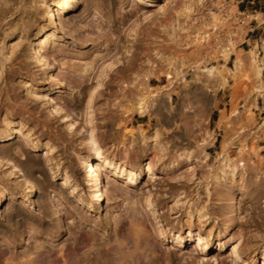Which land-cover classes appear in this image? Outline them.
<instances>
[{"label":"rangeland","instance_id":"1","mask_svg":"<svg viewBox=\"0 0 264 264\" xmlns=\"http://www.w3.org/2000/svg\"><path fill=\"white\" fill-rule=\"evenodd\" d=\"M136 1L0 0V264H264V35Z\"/></svg>","mask_w":264,"mask_h":264},{"label":"built area","instance_id":"2","mask_svg":"<svg viewBox=\"0 0 264 264\" xmlns=\"http://www.w3.org/2000/svg\"><path fill=\"white\" fill-rule=\"evenodd\" d=\"M232 0H224L222 5L218 7V11L220 14V19L219 22L216 23L214 20L211 23L212 30L215 32H223L224 30L227 29L229 25H233L235 22V25L239 29H246L247 30V35L250 33L253 34L256 30L254 27L255 21H258V16L255 11H252L250 9H241L238 7V13H234L231 8V2ZM206 26L207 29L205 32H201L198 34V39L201 41L203 44H208V8H206ZM234 29V28H232ZM239 31H232L231 36L224 41L223 43L226 44H233L237 41L239 38L238 36ZM264 42V40H262ZM258 44V43H257Z\"/></svg>","mask_w":264,"mask_h":264},{"label":"bare ground","instance_id":"3","mask_svg":"<svg viewBox=\"0 0 264 264\" xmlns=\"http://www.w3.org/2000/svg\"><path fill=\"white\" fill-rule=\"evenodd\" d=\"M68 1V0H67ZM64 2V1H63ZM66 2V1H65ZM64 2V3H65ZM78 2V1H77ZM62 3V2H61ZM63 3V4H64ZM136 3L137 4H144L145 6H147V7H153L154 5H155V1L154 0H137L136 1ZM60 4V3H59ZM73 4H75V2L73 3ZM60 6V5H59ZM68 6V5H67ZM71 6V5H70ZM73 6V5H72ZM71 8V7H70ZM55 12V11H54ZM51 13V12H50ZM49 13V14H50ZM136 14H140V13H143V14H145V17H150L151 16V11L150 10H147V11H136L135 12ZM48 14V13H47ZM48 14V15H49ZM136 14H134V15H136ZM50 16V15H49ZM54 16V14H53V12H52V14H51V17L52 18H54L53 17ZM54 22H55V20H53ZM43 39V38H42ZM38 40H40V39H38ZM42 42V41H41ZM37 45H40V43L39 44H37ZM37 47V46H36ZM39 48V47H38ZM256 56V55H255ZM256 60V59H255ZM93 96V95H92ZM18 129V128H17ZM13 131V130H12ZM16 131V130H15ZM19 131V130H18ZM17 131V132H18ZM2 136V135H1ZM6 136V135H5ZM4 139V138H3ZM92 144H93V150L98 154V155H102V151H103V148H102V146H101V144L99 143V141L95 138V137H92ZM101 157H103V156H101ZM105 157V156H104ZM101 160V159H100ZM104 160V162L105 161H108V158H104L103 159ZM101 162V161H100ZM99 162V163H100ZM109 163H113V162H111V161H109ZM115 164V163H114ZM98 165V164H97ZM99 165H101V164H99ZM109 166H111L110 164H109ZM112 166H114V165H112ZM104 167V166H103ZM116 167V166H115ZM124 167V166H123ZM150 167V166H149ZM97 168H98V166H97ZM118 168V167H117ZM153 168V167H152ZM100 169H102L101 167H100ZM91 170V169H90ZM123 170H124V168H123ZM122 170V171H123ZM148 170H149V168H148ZM121 171V172H122ZM92 172V171H91ZM94 173V172H93ZM93 175V174H92ZM123 176H124V174H123ZM136 178V177H135ZM93 179V178H92ZM132 179L134 180V178H133V176H132ZM95 184H96V186H97V190H96V194H95V197H96V199H97V201H99V199L101 198V195H102V193H101V191H102V180L104 181V179H102L101 180V178H100V174H95ZM136 180V179H135ZM134 180V181H135ZM133 181V182H134ZM138 181V180H137ZM92 182V181H91ZM94 182V181H93ZM93 182H92V184H93ZM137 182H135V184H136ZM139 183V182H138ZM93 186V185H92ZM96 188V187H95ZM111 189V188H110ZM94 194L92 193V196H93ZM94 197V198H95ZM152 203V202H151ZM151 203H149L148 202V204L150 205ZM96 204V203H95ZM99 204V203H98ZM155 204V203H154ZM97 205V204H96ZM102 205V204H101ZM153 206V205H152ZM151 206V207H152ZM154 207V206H153ZM100 210V209H99ZM230 228V227H229ZM229 228L227 229V230H229ZM228 233V232H227ZM206 244V243H205ZM205 244H203V245H205Z\"/></svg>","mask_w":264,"mask_h":264},{"label":"crops","instance_id":"4","mask_svg":"<svg viewBox=\"0 0 264 264\" xmlns=\"http://www.w3.org/2000/svg\"><path fill=\"white\" fill-rule=\"evenodd\" d=\"M243 1V0H240ZM264 0H248L247 3H251L253 5L242 3L240 6L241 9H250L255 11L258 16V21H255L254 27L256 28L255 32L251 34L249 38V42L253 41L260 43L263 39L264 35V4L262 3Z\"/></svg>","mask_w":264,"mask_h":264}]
</instances>
